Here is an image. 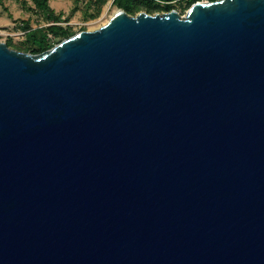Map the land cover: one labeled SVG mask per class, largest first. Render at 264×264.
<instances>
[{
  "label": "water",
  "instance_id": "1",
  "mask_svg": "<svg viewBox=\"0 0 264 264\" xmlns=\"http://www.w3.org/2000/svg\"><path fill=\"white\" fill-rule=\"evenodd\" d=\"M0 264H264V0L0 42Z\"/></svg>",
  "mask_w": 264,
  "mask_h": 264
},
{
  "label": "rangeland",
  "instance_id": "2",
  "mask_svg": "<svg viewBox=\"0 0 264 264\" xmlns=\"http://www.w3.org/2000/svg\"><path fill=\"white\" fill-rule=\"evenodd\" d=\"M185 1L173 4L175 10L182 16H185L189 10L184 9ZM49 4L57 15L62 14L63 22L60 25L72 35L85 30L98 29L106 24L117 10H123L114 4V0H49ZM139 12L154 15L168 11L164 3L157 1L154 9L142 5L130 15L136 16ZM26 23H29L31 30L45 28L49 25L35 11L32 0H2L0 2V42H11V49L17 48L25 51L29 48L26 41L29 31L24 27ZM50 38L54 40L53 36ZM63 40L65 37L58 38V41L54 40L55 45Z\"/></svg>",
  "mask_w": 264,
  "mask_h": 264
},
{
  "label": "trees",
  "instance_id": "3",
  "mask_svg": "<svg viewBox=\"0 0 264 264\" xmlns=\"http://www.w3.org/2000/svg\"><path fill=\"white\" fill-rule=\"evenodd\" d=\"M2 0H0L1 2ZM159 1L164 3L166 11L175 10L174 3H178L183 0H114V4L119 8L126 11L128 14H132L140 8V6H147L149 9H154L156 2ZM201 0H186L184 2V9H189L193 4ZM217 1V0H209ZM35 11L38 12L49 25L45 28H39L36 30H31L29 28V23L24 24V27L27 31V43L29 48L25 51L18 50L20 52L32 53V54H41L54 47L55 41H58V38L65 37V39L73 36L68 30L63 28L60 23L63 22L62 14L57 15L55 11L51 8L49 0H32ZM54 37V40L50 38ZM60 43V42H59ZM8 47L11 48V42L6 43Z\"/></svg>",
  "mask_w": 264,
  "mask_h": 264
},
{
  "label": "bare ground",
  "instance_id": "4",
  "mask_svg": "<svg viewBox=\"0 0 264 264\" xmlns=\"http://www.w3.org/2000/svg\"><path fill=\"white\" fill-rule=\"evenodd\" d=\"M116 12H117V11H116ZM116 12H115V13H116Z\"/></svg>",
  "mask_w": 264,
  "mask_h": 264
}]
</instances>
